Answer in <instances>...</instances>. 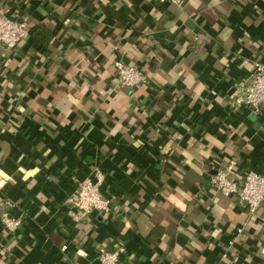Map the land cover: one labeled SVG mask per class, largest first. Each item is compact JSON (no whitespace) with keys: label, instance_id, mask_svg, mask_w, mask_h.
Masks as SVG:
<instances>
[{"label":"crops","instance_id":"obj_1","mask_svg":"<svg viewBox=\"0 0 264 264\" xmlns=\"http://www.w3.org/2000/svg\"><path fill=\"white\" fill-rule=\"evenodd\" d=\"M48 35L0 48V264H264L254 215L207 184L236 161L264 174V110L242 102L264 64V0H0ZM147 83L129 90L113 62ZM103 177L108 211L67 200ZM240 231V233H238ZM156 233V234H155ZM66 247L65 250L62 248Z\"/></svg>","mask_w":264,"mask_h":264},{"label":"built area","instance_id":"obj_2","mask_svg":"<svg viewBox=\"0 0 264 264\" xmlns=\"http://www.w3.org/2000/svg\"><path fill=\"white\" fill-rule=\"evenodd\" d=\"M176 4L177 0H162ZM28 27L13 17L0 14V48L14 49L18 44L28 38ZM118 83L129 90L146 85L147 79L135 66L126 64L116 59L113 62ZM242 102L255 111L264 110V64L255 63L254 70L249 78V84L245 87ZM236 161L231 160L222 168L214 170L207 180L208 186L214 192L225 197L234 198L244 205L249 215H254L264 202V174L254 171H246L240 176L236 171ZM102 175L97 173L95 180L80 182L67 200L68 205L75 210L80 218H87L94 212L108 211V202L100 193ZM6 209L0 213L1 226L10 233L17 232L21 227V218L9 213L13 204L5 202ZM240 233V231H238ZM63 250L66 247L62 248ZM122 246H115L112 250L99 248V264H118Z\"/></svg>","mask_w":264,"mask_h":264},{"label":"trees","instance_id":"obj_3","mask_svg":"<svg viewBox=\"0 0 264 264\" xmlns=\"http://www.w3.org/2000/svg\"><path fill=\"white\" fill-rule=\"evenodd\" d=\"M28 35L37 42L39 47L45 48L48 45L49 42L48 35L45 34L41 29L37 27L29 28Z\"/></svg>","mask_w":264,"mask_h":264},{"label":"water","instance_id":"obj_4","mask_svg":"<svg viewBox=\"0 0 264 264\" xmlns=\"http://www.w3.org/2000/svg\"><path fill=\"white\" fill-rule=\"evenodd\" d=\"M19 21H21V20H19Z\"/></svg>","mask_w":264,"mask_h":264}]
</instances>
